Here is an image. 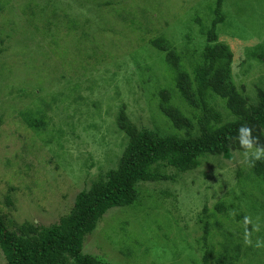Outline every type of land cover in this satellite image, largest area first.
Segmentation results:
<instances>
[{"label":"rangeland","instance_id":"1","mask_svg":"<svg viewBox=\"0 0 264 264\" xmlns=\"http://www.w3.org/2000/svg\"><path fill=\"white\" fill-rule=\"evenodd\" d=\"M50 1L57 4L54 10ZM215 4L1 1L0 216L9 230L24 221L57 222L77 192L116 166L128 139L117 125L121 106L130 126L170 128L148 94L153 83L168 80L167 63L160 53L142 52L138 45L162 34L183 54L201 47ZM221 13L216 31L233 52L232 79L253 99L264 79V61L252 53L264 46V0H222ZM146 65L149 74L140 69ZM71 81L79 82L78 91L69 90ZM40 120L43 127H31ZM244 161V151H233L231 158L208 156L197 168L177 173L175 181L139 184L140 204L108 209L85 235L83 252L111 264H203L199 218L205 219L204 205L211 209L221 200L237 204L228 208L230 221L221 219L222 229H211L216 234L207 239L213 249L208 264H246L225 259L220 251L218 242L231 237L258 243L252 264H264V203L255 207L235 183V169ZM161 190L171 195L161 199ZM233 210L244 218L235 219ZM5 263L0 249V264Z\"/></svg>","mask_w":264,"mask_h":264},{"label":"trees","instance_id":"2","mask_svg":"<svg viewBox=\"0 0 264 264\" xmlns=\"http://www.w3.org/2000/svg\"><path fill=\"white\" fill-rule=\"evenodd\" d=\"M49 3L54 10L57 4ZM221 7L222 0H216L213 17L205 28L204 42L201 47L190 52L187 50V54L181 53L162 34L139 43L142 52H158L167 63L168 80L153 83L148 94L149 100L154 98L156 101L158 117L161 114L170 128L167 130L163 126L155 130L130 126L121 106L117 125L128 139L118 162L114 168L100 174L89 189L75 194L67 214L46 226L24 221L16 231L9 230L0 216V249L5 264H111L83 252L82 241L108 209L140 204L139 184L168 179L175 181L177 173L197 168L208 156L231 158L233 151L245 152L237 139L241 125L250 127L252 136L264 145V79L260 86L254 88L253 99L234 83L231 71L233 52L218 39L216 31L217 24L224 20ZM36 36L34 33L33 37ZM252 53L264 61V46ZM149 65L140 68L143 73L149 74ZM68 86L70 91H78L80 84L71 81ZM114 87L119 93L118 85L114 84ZM59 92L63 93L62 90ZM41 122L31 127L40 129L39 126L45 124ZM165 170L171 172L166 174ZM235 176L240 194L244 198L247 194L252 196L254 206L260 208L264 203V189L259 186V183L264 184V159L253 164L244 161L235 169ZM159 192L161 199L171 195L166 190ZM235 204L220 200L211 209L203 206L202 211L206 215L205 219L199 218L203 233L198 240L201 251L203 249V264H208L213 252L207 239L216 234L212 231L214 228L222 229V218L230 221L232 210L228 213V208H235ZM235 214L237 220L244 218L243 214ZM247 229H250L249 225ZM218 245L225 259L232 256L234 260L244 259L246 264H252L259 256L258 243L244 244L238 237L219 241ZM215 261L220 260L216 258Z\"/></svg>","mask_w":264,"mask_h":264},{"label":"clouds","instance_id":"3","mask_svg":"<svg viewBox=\"0 0 264 264\" xmlns=\"http://www.w3.org/2000/svg\"><path fill=\"white\" fill-rule=\"evenodd\" d=\"M238 142L245 149V163L253 164L264 159V145H260L257 138L252 136V129L247 125H241L238 129Z\"/></svg>","mask_w":264,"mask_h":264}]
</instances>
